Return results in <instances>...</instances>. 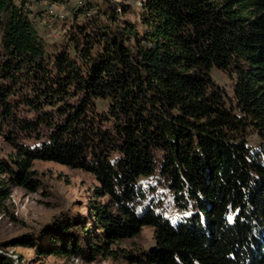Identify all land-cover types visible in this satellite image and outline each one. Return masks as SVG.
I'll use <instances>...</instances> for the list:
<instances>
[{
    "label": "trees",
    "instance_id": "trees-1",
    "mask_svg": "<svg viewBox=\"0 0 264 264\" xmlns=\"http://www.w3.org/2000/svg\"><path fill=\"white\" fill-rule=\"evenodd\" d=\"M31 2L0 0V137L11 148L0 200L10 185L36 189L32 162L53 160L93 173L95 194L109 196L92 211L101 233L86 230L97 251L114 255L150 225L154 244L132 260L264 264V0H79L55 51ZM213 68L233 75V98ZM145 179L166 187L176 215ZM48 234L57 247L21 238L83 253L79 238ZM0 264L14 262L0 252Z\"/></svg>",
    "mask_w": 264,
    "mask_h": 264
},
{
    "label": "rangeland",
    "instance_id": "rangeland-1",
    "mask_svg": "<svg viewBox=\"0 0 264 264\" xmlns=\"http://www.w3.org/2000/svg\"><path fill=\"white\" fill-rule=\"evenodd\" d=\"M31 1L32 9H42L43 12V15L35 17L39 33L47 42L49 50L59 49L69 23V18L65 21L63 19L70 12V7L79 0H69L63 5L55 3L51 12L45 10L49 0ZM130 1L136 10L141 7L139 0ZM125 16L131 19L137 17L133 12H128ZM212 73L214 78L222 83L230 98H233V75L215 68ZM249 137L253 143L262 141L252 130ZM10 151V146L0 137V154ZM32 167L37 171L39 186L33 190L10 185L8 196L0 200V252L10 256L14 264H143L142 260H132L127 254L142 256V252L154 244L153 226L143 225L134 235L117 240L111 245L115 250L114 255L97 251L92 248L94 244L89 245L94 240L86 239V230H89L95 239L102 231L93 223L94 205L109 201L107 194H95V188L100 186V183L93 173L44 159H35ZM144 182L158 184L156 180L145 179L142 183ZM152 193L158 198L160 208L168 214H177L174 200L163 184L157 185ZM65 220L70 221L69 230L62 232L58 225ZM52 229L57 231L58 235L62 233L64 236L79 238L83 253L75 255L41 252L36 244H28L21 238L29 234L39 245L57 247L60 242L53 241L48 234ZM95 242L100 243L99 240Z\"/></svg>",
    "mask_w": 264,
    "mask_h": 264
},
{
    "label": "built area",
    "instance_id": "built-area-1",
    "mask_svg": "<svg viewBox=\"0 0 264 264\" xmlns=\"http://www.w3.org/2000/svg\"><path fill=\"white\" fill-rule=\"evenodd\" d=\"M54 9V4L49 3L47 7L45 8L46 12H51Z\"/></svg>",
    "mask_w": 264,
    "mask_h": 264
}]
</instances>
